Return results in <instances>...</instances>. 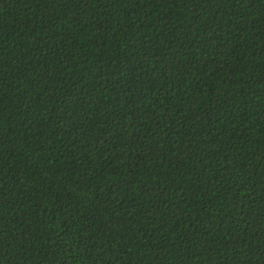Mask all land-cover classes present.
<instances>
[{"label":"trees","instance_id":"trees-1","mask_svg":"<svg viewBox=\"0 0 264 264\" xmlns=\"http://www.w3.org/2000/svg\"><path fill=\"white\" fill-rule=\"evenodd\" d=\"M0 264H264V0H0Z\"/></svg>","mask_w":264,"mask_h":264}]
</instances>
